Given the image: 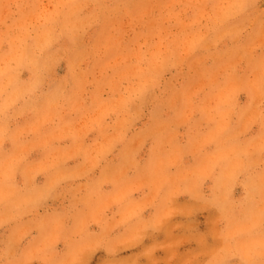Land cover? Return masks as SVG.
<instances>
[{
    "label": "rangeland",
    "instance_id": "374dc122",
    "mask_svg": "<svg viewBox=\"0 0 264 264\" xmlns=\"http://www.w3.org/2000/svg\"><path fill=\"white\" fill-rule=\"evenodd\" d=\"M0 264H264V0H0Z\"/></svg>",
    "mask_w": 264,
    "mask_h": 264
}]
</instances>
